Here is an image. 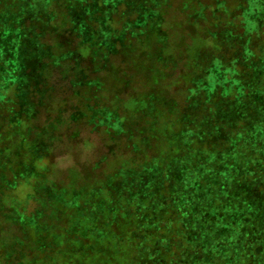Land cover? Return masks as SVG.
<instances>
[{"label": "trees", "instance_id": "obj_1", "mask_svg": "<svg viewBox=\"0 0 264 264\" xmlns=\"http://www.w3.org/2000/svg\"><path fill=\"white\" fill-rule=\"evenodd\" d=\"M89 1L0 0V264H84L98 253L110 264H264V0L256 13H245L247 0H119L104 21L109 35L150 11L160 29L126 31L109 53L82 43L71 23L70 8ZM28 42L41 55L27 57ZM215 60L222 76L207 91ZM151 94L177 112L198 106L189 126L176 113L153 117ZM98 105L120 116L123 135L86 123ZM129 133L139 148L119 141ZM120 150L129 163L90 197H50L65 187L51 174L59 160L85 152L100 165L94 182Z\"/></svg>", "mask_w": 264, "mask_h": 264}, {"label": "rangeland", "instance_id": "obj_2", "mask_svg": "<svg viewBox=\"0 0 264 264\" xmlns=\"http://www.w3.org/2000/svg\"><path fill=\"white\" fill-rule=\"evenodd\" d=\"M48 1L49 0H45L46 3ZM118 1L119 0H101L100 3H98V0H90L89 4L81 7L79 10H76L74 8H70L71 10L68 14H69L71 23H72L73 27L77 29L78 37L80 38L82 43L88 42L90 45L96 46L97 48H100V50L102 49L105 53L106 52L109 53V52L114 51L117 42L122 39L123 35L125 36L127 34L126 31H130V30L134 31L136 28L143 26L146 23L151 24V26L153 27L151 29L152 31L153 30L156 31V30L160 29V22H159V19L157 17V14L154 13V11L153 12L150 11L149 13H144L142 15V17L140 18V20H138L135 24H131V25L129 24L127 27L128 30L123 29L118 37H113V36L109 35V33L107 32V29L105 27L104 21L106 20L108 12L110 11V9L115 7L116 6L115 4L118 3ZM247 3H248V8L245 11V13H249V12L256 13V10L259 9L257 7L258 0H247ZM255 15H257V14H255ZM250 18H252V17H250ZM90 20H92V21H90ZM88 21H90L91 23L93 22L91 26L88 25V23H89ZM260 21H261V19L258 22H260ZM169 26H170V24H169ZM256 26H258V25H254V24L251 25L249 23V24H247L246 29L252 30ZM199 39L195 38L194 40H191L192 44H190V46L187 49V53H188L190 58H194V49H192V48L194 47V45L195 46L197 45L196 48L200 45L201 42L199 41ZM196 41H198V43H195ZM27 44L29 45L28 46L29 47L28 48L29 53H27V57L41 55V52L39 50L38 51L35 50L34 42H31V43L28 42ZM44 53L46 55H48L49 54L48 49H47V52H44ZM190 60H188V63L192 65ZM211 64H212L211 68L207 69V73H208L209 80H210V84L208 86L209 90H207V91L212 90V88H214V86L216 84L215 81L218 78H221V76H222L221 71H220V69H221L220 63L215 60ZM190 76H192V75H190ZM188 84H190V81ZM217 85L218 86L219 85L225 86V84L223 82H219ZM166 87L167 88H170V87L171 88L172 87L177 88L178 87L177 79H174V80L171 79L169 82L167 81ZM186 91L188 92V89H186ZM151 95L153 97L152 99H150L151 102L153 101L151 104V107L155 112L153 117L160 119V118H163L164 116H166L165 119H170L171 117H170L169 113H171L172 115H174L176 113L178 115V119L183 118V120L189 126V121L191 122V120H192L193 112L197 109L198 106H191V105L189 106V104H184L185 106H183L182 108H186L185 113L181 109L179 112H177L178 105H176L177 104L176 102L166 101L163 99V97H159V95L158 96H155V94H151ZM159 105H162L161 109L158 108ZM200 106H202V105H200ZM189 108H192L193 111H191V110L189 111ZM140 110L145 112L146 114H149V115H151V113H152L151 110L149 109V104H146L144 107L140 108ZM165 110H166V112H165ZM221 110H222V108H220L219 117L224 118V117L229 115L228 110L227 111H221ZM79 115H81V114L77 113V116H79ZM86 120H87L86 123H88L89 125H93L94 129L103 126L106 128L105 131L107 134H109V133H111V134L120 133V135H123V131H124L123 120L120 118V116L116 112H113L112 110H110V108H106V107L102 108L98 105L94 110H92L91 115L88 114V118ZM165 126H166V124H165ZM134 127H136V125H134ZM153 132H154V129L151 130V133L148 134L146 138L147 139L153 138ZM181 134L184 138V142L186 144H188L189 139L191 138V136L194 133L188 127L187 132L182 131ZM118 139L120 142L129 143V145L131 147L139 148V142L135 141V137L132 136V133H129L128 136L121 137ZM110 140L112 142H114V139L112 140L111 138H107L105 144L107 145L110 142ZM113 154L115 155V153H113ZM149 154L151 155V154H153V152L152 151H146V155H149ZM86 155L87 154H85V152H81L79 155L75 154L73 156V157H75V159H73L72 157H70L68 155L67 157H64L58 161L57 164L59 165V167L56 164L57 167L53 170V172H51V174L53 175L54 179H57L58 183H62L63 185H65V187H63L64 189H62L63 191H61L63 193L55 195V196L52 195V196H50L51 198L55 197L57 199V198L61 197V198L65 199V198H68V194H66L64 191H67V190H70V191L76 190L77 191L78 189H79V191L83 192V196L90 197L92 190L94 191L93 187L95 184H93V183L104 182V180H106L107 178L112 176L111 173L118 171L120 167H124L129 160V156L124 155L123 150L122 151L120 150L116 156V159H114V160H115V163L120 162L121 165L120 164L115 165L114 170H112L113 166L110 167L109 170H112V171L108 172L107 167H109V166L107 163L114 162V160L111 161V159L114 155L110 156V157L109 156L106 157V155H105V157L103 158V160H105V163L101 169H102V173H106V174L101 179H99V180L97 179L94 182H91L90 180H92L94 178V173H95L96 168L99 164H94L95 166L91 167V165H92L91 161L85 160ZM87 157H90V156H87ZM138 158H139V156H136L135 160H137ZM93 159H94V157H93ZM72 161L74 163H76V164H74L75 168L70 169V170H75L74 172H71L70 170H68L69 169L68 168L69 163ZM220 161L223 162L222 160H220ZM246 163L247 162H241V161L236 162L235 161V165L237 166V168H239L242 171L247 169ZM151 172H152L151 169L146 170L145 176H143L144 181H146L145 186L151 185L149 182L152 178ZM70 174L73 175L72 178L70 177ZM68 175H69V179H68ZM95 178H97V177L95 176ZM47 179L48 180L45 182V184L51 185L53 182L52 177L51 178L49 177ZM42 188L44 189V188H49V187L42 186ZM29 190L30 189L28 188L27 189L28 193H29ZM45 193L50 195L49 190H46ZM64 193H65V196L62 195ZM98 194H100L101 196L104 195L103 191L99 192ZM2 200L7 202L8 198H2ZM9 201L12 202V204H14V200H12L11 198ZM36 203H37V205L40 203V198L38 199V201ZM29 208L33 209V208H37V206H35V204L32 203ZM48 226H49V224H48ZM104 246H106V244H104L103 247ZM112 248H113L112 246L104 247L105 250H109L110 252H111ZM103 252H104V250H103ZM115 255L117 256L118 254H115ZM104 256H105V253H101V254L98 253V255H96L95 258H93L94 262L91 260H84L83 263L84 264H110L108 259ZM120 258H122V257H120ZM112 264H116V262L112 261Z\"/></svg>", "mask_w": 264, "mask_h": 264}]
</instances>
